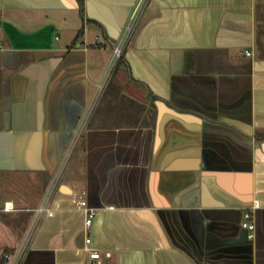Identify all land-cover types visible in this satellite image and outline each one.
I'll return each mask as SVG.
<instances>
[{"label": "crops", "instance_id": "obj_1", "mask_svg": "<svg viewBox=\"0 0 264 264\" xmlns=\"http://www.w3.org/2000/svg\"><path fill=\"white\" fill-rule=\"evenodd\" d=\"M137 1L0 0V262L75 144L22 264H264V0H149L107 79Z\"/></svg>", "mask_w": 264, "mask_h": 264}, {"label": "built area", "instance_id": "obj_2", "mask_svg": "<svg viewBox=\"0 0 264 264\" xmlns=\"http://www.w3.org/2000/svg\"><path fill=\"white\" fill-rule=\"evenodd\" d=\"M149 0H138L135 6L133 7L131 13L129 14V17L127 19V22L122 30L121 35L116 41V45L114 47V56L111 64L109 65L108 68V76L107 79L109 78V75L113 72L119 58L122 56L123 52L125 51L127 45L129 44L132 36L134 35L135 31L137 30V27L139 25V22L142 18V15L144 13V10L148 4ZM247 54H251V52L247 51ZM107 79L105 80L104 84H101L99 87V96L101 94V90L104 88L105 83L107 82ZM98 99V98H97ZM94 108V104L91 107V111ZM84 126L82 127V133L84 131V128L86 127V122H84ZM75 144L72 147H69V149L66 151L62 162L60 163L57 172L53 176L49 188L46 191L43 200L41 204H39L35 209H34V218L33 221L30 225V227L27 230V233L25 235V238L23 242L18 246L14 253L8 254V260L9 264H22V261L24 259V256L27 252L28 246L32 241L33 235L38 229V226L45 216L51 217L56 214L57 209L61 207V202L60 201H55V195L58 190L60 181L63 177V174L65 172L66 166L70 160L71 154H72V149L74 148ZM75 204L77 205L78 208L83 210L86 214L85 218V228H89L93 222V219L96 215V210L91 207L88 203V201L85 198H78L75 200ZM254 204H258V200L253 203V208ZM253 208L248 209L244 215V219L242 221V227L248 230V236L249 238H254L255 237V229H256V224L253 221ZM87 242H90V238L87 237L86 239ZM90 257L93 259H99L101 258V253L98 250L90 251Z\"/></svg>", "mask_w": 264, "mask_h": 264}, {"label": "trees", "instance_id": "obj_3", "mask_svg": "<svg viewBox=\"0 0 264 264\" xmlns=\"http://www.w3.org/2000/svg\"><path fill=\"white\" fill-rule=\"evenodd\" d=\"M79 5H80L81 14L84 15V4H83V0H79ZM83 31H84L83 28H81L78 31V33H77V35L75 37V40H74V44L83 35ZM124 66H125V60H124V52H123L122 56L119 58L116 66L114 68L115 70H114L113 78L118 74V72L121 69H123ZM140 87L144 90V87L142 85H140ZM14 251H15V248H11V249L10 248H7V249H5L4 252H3V254H2L0 264H9V260H8L7 255L8 254H11V253H14Z\"/></svg>", "mask_w": 264, "mask_h": 264}, {"label": "rangeland", "instance_id": "obj_4", "mask_svg": "<svg viewBox=\"0 0 264 264\" xmlns=\"http://www.w3.org/2000/svg\"><path fill=\"white\" fill-rule=\"evenodd\" d=\"M65 38H67V36H65ZM113 56H114V52H113ZM112 58V57H111ZM112 60H113V58H112ZM112 62V61H111ZM113 94V89H111V95ZM99 97H100V95H99ZM99 97H98V99H99ZM84 122H82L81 124H80V126H79V128H77V130H76V132H75V136H74V139H73V142L75 143V141H77V143H78V141H79V139L82 137V127L84 126ZM76 143V144H77Z\"/></svg>", "mask_w": 264, "mask_h": 264}]
</instances>
